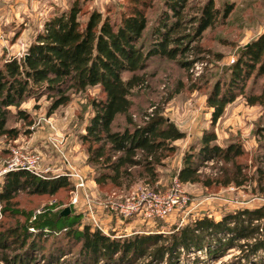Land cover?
Instances as JSON below:
<instances>
[{
  "label": "rangeland",
  "instance_id": "obj_1",
  "mask_svg": "<svg viewBox=\"0 0 264 264\" xmlns=\"http://www.w3.org/2000/svg\"><path fill=\"white\" fill-rule=\"evenodd\" d=\"M138 1L0 0V66L9 58L20 59L26 55L29 46L40 32H44L45 24L69 11L74 4L81 9V22H86L94 11L100 12L103 18L119 22L135 7H141L152 29L167 13L172 16L166 0ZM206 2L208 0H188V15L199 16ZM229 5L233 8L227 17H223L225 7ZM215 7L219 10L218 19L192 43L197 47L195 52L182 56L184 59L153 56L148 60L144 69L138 72L144 75L145 83L134 88L129 95V112L119 115L112 125L114 131L132 130L134 125H142L148 120L149 114L158 113L185 133L184 138L173 142L176 152L157 166L155 181L141 177L137 174L138 169H133L134 175L124 179L121 186L97 182L104 171L100 165L89 161V143L84 142L83 136L96 113V104L105 99L100 86H88L81 91L70 89L69 103L52 113L49 110L53 99L38 92L26 97L18 108L11 107L13 112L19 109L28 112L29 119L12 116L7 126L17 128L19 135L14 139L0 138V185L5 176L4 169L11 163L16 164L12 170L23 168L52 179L67 177L68 183L55 193L18 191L11 201V208L36 214L50 205L57 210L70 207L82 216L83 224L99 228L113 237H125L147 232L169 233L195 219L209 217L218 221L228 213L264 205V131L259 133L264 129V108L246 100L247 94L261 91L264 76H252L243 90L236 89L234 100L227 103L215 123L214 109L208 104L217 83L227 90L230 73L227 67L238 59L241 49L264 34V0H215ZM182 60L193 63L188 68L181 64ZM122 76L127 79L131 73L123 72ZM205 132H214L217 136L215 143L224 148L240 146L243 154L236 158L237 166L219 159L203 163L197 159L195 162L201 164L198 171L200 181L183 183L178 172L183 166L184 155L191 148L195 152L200 149ZM237 167H241L244 173L239 178L243 183L225 186L222 181L226 168L233 170ZM75 174L79 176L75 177ZM207 180L211 181L210 185H206ZM78 182L83 186L76 188ZM171 190L181 191L189 200L185 206L174 209L163 218H147L144 214L123 218L111 208L112 202L126 201L132 195L152 193L163 196ZM75 197L76 202L73 201ZM3 205L0 202V231L24 222V215L10 211L2 213ZM36 240L33 251L36 256L57 245L53 238ZM63 242L69 244L66 239ZM240 255L241 250L235 248L212 256L207 249L198 250L183 252L179 263L240 264ZM198 257L203 262L195 263ZM257 257H260V263L252 259L243 264H264V251Z\"/></svg>",
  "mask_w": 264,
  "mask_h": 264
},
{
  "label": "trees",
  "instance_id": "obj_2",
  "mask_svg": "<svg viewBox=\"0 0 264 264\" xmlns=\"http://www.w3.org/2000/svg\"><path fill=\"white\" fill-rule=\"evenodd\" d=\"M166 4L172 16L167 13L152 29L141 7H135L119 22L103 18L97 11L92 12L86 22H81V9L77 4L51 18L26 55L20 59L9 58L0 66V138L14 139L19 135V130L7 123L12 116L29 119L28 112L11 110L13 106L18 108L26 97L38 92L47 94L53 99L49 110L52 113L69 103L70 89L81 91L98 85L105 99L96 104V113L83 136L84 142L89 143V161L100 165L104 171L97 182L121 186L124 179L134 175L133 169H138L141 177L155 181L157 166L176 152L173 142L184 138L185 133L158 113L149 114L148 120L134 125L132 130L114 131L112 125L119 115L129 112V95L145 83L144 75L138 72L148 60L153 56L176 60L195 52L197 47L192 43L200 39L202 32L219 16L215 0H208L199 16L188 15V0H166ZM232 8V5L225 7L223 17H227ZM192 63L181 61L188 68ZM227 70L230 71L227 90L217 83L208 100L214 109L213 123L223 114L227 103L234 100L236 89L243 90L252 76H264V34L242 48L241 55ZM123 72L131 76L124 79ZM246 100L264 108V84L259 93L247 94ZM216 139L214 132H205L200 149L195 152L191 148L185 153L178 172L181 182L200 181L201 164L195 162L197 159L200 163L219 159L237 166L236 158L243 154L241 147L224 148L215 143ZM225 171L222 181L225 186L243 183V179L239 180L244 176L241 167ZM67 183V177H41L23 168L5 173L0 185L2 213L21 214L25 220L0 231V264H180L183 252L207 249L212 256L231 248L241 250L238 260L243 264L252 259L258 262L257 255L264 251V205L228 213L218 221L209 217L195 219L169 233L147 232L125 237H113L83 224L82 216L73 209L61 215L63 210L50 205L34 214L10 206L18 191L55 193ZM210 183L206 181V185ZM43 237L53 238L57 245L36 256L33 252L36 239ZM65 239L69 244H64ZM200 261L203 262L198 257L194 262Z\"/></svg>",
  "mask_w": 264,
  "mask_h": 264
},
{
  "label": "built area",
  "instance_id": "obj_3",
  "mask_svg": "<svg viewBox=\"0 0 264 264\" xmlns=\"http://www.w3.org/2000/svg\"><path fill=\"white\" fill-rule=\"evenodd\" d=\"M34 163H36V161H34ZM15 165L16 164L12 163L9 164L4 169V173H7L8 171L14 169L13 167ZM27 168L30 169L29 166ZM76 176L79 175L75 174V177ZM79 186H83V183L78 182L76 188H78ZM130 197L126 198V201L111 203V208L118 211V213H120L123 218H130L139 214H144L143 216L147 218H163L172 213L174 209L182 208L183 206H185V204H187L189 200L188 196H185L181 191L178 190H171L167 195L163 196H158L152 193H144L139 196L132 197V199H130ZM73 201L76 202L77 198L75 197ZM40 211L41 210H39L38 213Z\"/></svg>",
  "mask_w": 264,
  "mask_h": 264
},
{
  "label": "water",
  "instance_id": "obj_4",
  "mask_svg": "<svg viewBox=\"0 0 264 264\" xmlns=\"http://www.w3.org/2000/svg\"><path fill=\"white\" fill-rule=\"evenodd\" d=\"M71 212V208L70 207H67L65 208L62 212H61V215H67Z\"/></svg>",
  "mask_w": 264,
  "mask_h": 264
}]
</instances>
